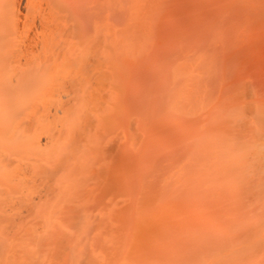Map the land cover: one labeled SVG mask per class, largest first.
<instances>
[{
  "label": "rangeland",
  "instance_id": "1",
  "mask_svg": "<svg viewBox=\"0 0 264 264\" xmlns=\"http://www.w3.org/2000/svg\"><path fill=\"white\" fill-rule=\"evenodd\" d=\"M71 1L0 0V264H264L246 0Z\"/></svg>",
  "mask_w": 264,
  "mask_h": 264
},
{
  "label": "bare ground",
  "instance_id": "2",
  "mask_svg": "<svg viewBox=\"0 0 264 264\" xmlns=\"http://www.w3.org/2000/svg\"><path fill=\"white\" fill-rule=\"evenodd\" d=\"M71 1V0H70ZM212 2V1H211ZM73 3V4H72ZM225 5L226 3L224 2V0H213V2L211 3V9L213 10L212 12V28H213V31H214V34H213V39L215 40L217 37L219 38L220 37V33L218 31V29H220L221 27H223V23L225 20V18L223 16H217V13L215 12V9L217 7H220L221 10H224L225 9ZM71 7L76 10L77 12H81L80 14H87L90 16V19H92V22L96 25L98 22H97V16L99 13L105 11V12H111L113 10V7H114V3H113V0H73L71 1ZM193 7H197V5H193ZM243 10L245 12L246 15H251L253 14V17H255L258 21V23L260 24L261 28L263 29L264 28V0H246V4L243 6ZM242 13V12H241ZM244 15V14H243ZM244 19L246 20L247 18L245 17V15L243 16ZM224 18V19H223ZM252 18V16H251ZM51 19V18H50ZM250 19V17H248V20ZM44 20V19H43ZM52 21H56V18L52 17L51 19ZM47 21V20H46ZM50 21V20H49ZM49 21L48 24H49ZM227 21V19L225 20ZM231 21V20H230ZM252 21H255V19H253ZM228 22V21H227ZM250 22H251V19H250ZM249 22V23H250ZM45 23V22H44ZM43 23V24H44ZM54 23V22H53ZM50 24L52 25H47V27L45 28H48L49 26V30L46 29L47 31H49L51 34L56 32L57 30H55L54 28H57L58 25H55L54 24ZM57 23V21H56ZM252 23V22H251ZM258 23H257V27L259 28L258 26ZM47 24V23H46ZM59 24V23H57ZM226 24V22H225ZM60 25V24H59ZM225 27V26H224ZM253 27V26H252ZM255 27V26H254ZM256 27V28H257ZM53 28V29H52ZM255 28V29H256ZM257 28V29H258ZM58 29V28H57ZM230 29V28H229ZM245 29V28H244ZM261 29V30H262ZM260 34L263 33V31L260 30V28L258 29ZM262 32V33H261ZM225 33V32H224ZM223 34V33H222ZM251 34V33H250ZM259 34V35H260ZM264 33L262 34V37H263ZM53 37V36H51ZM50 37V38H51ZM243 37V36H242ZM248 38V37H246ZM264 38V37H263ZM222 39V38H220ZM243 39H245L243 37ZM51 40V39H50ZM218 40V39H217ZM263 41V40H262ZM243 42V41H242ZM251 42V41H250ZM218 43V42H217ZM6 44H4L2 46V48H4V50L6 49L7 46H5ZM217 45V44H216ZM5 46V47H4ZM215 45H213L214 47ZM218 46V45H217ZM216 48V46H215ZM2 50V49H1ZM7 50V49H6ZM214 50V54H216V50L213 48ZM212 53V54H213ZM15 59H17L15 57ZM244 63V62H243ZM249 63V62H248ZM246 64V63H245ZM9 67V65H8ZM1 68V67H0ZM3 69V67H2ZM264 69V67H263ZM264 73V72H263ZM261 75V74H260ZM263 76V74H262ZM262 82V81H261ZM252 90V89H251ZM262 90V89H261ZM256 93V92H255ZM14 201V200H13ZM7 213H5V210L3 211L2 208L0 209V225L3 227V225L1 224L2 222H5V221H10L11 223H13L11 230H14V225H15V222L13 220H15V216H11L10 214L6 215ZM12 220V221H11ZM4 228V227H3Z\"/></svg>",
  "mask_w": 264,
  "mask_h": 264
}]
</instances>
